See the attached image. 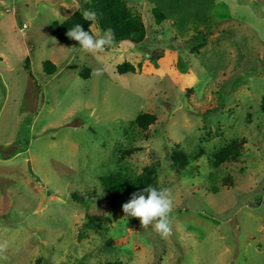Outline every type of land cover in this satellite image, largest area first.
Masks as SVG:
<instances>
[{"label": "rangeland", "instance_id": "374dc122", "mask_svg": "<svg viewBox=\"0 0 264 264\" xmlns=\"http://www.w3.org/2000/svg\"><path fill=\"white\" fill-rule=\"evenodd\" d=\"M129 6L144 43L87 52L53 33L90 0H0V264H264V0ZM124 62L137 72L118 74ZM145 113L158 121L140 133ZM235 139L243 156L214 168ZM175 151L194 159L177 167ZM157 164L173 200L166 237L128 218L127 198L112 207L100 182Z\"/></svg>", "mask_w": 264, "mask_h": 264}, {"label": "trees", "instance_id": "16d2710c", "mask_svg": "<svg viewBox=\"0 0 264 264\" xmlns=\"http://www.w3.org/2000/svg\"><path fill=\"white\" fill-rule=\"evenodd\" d=\"M92 11L97 14L95 21L99 28L104 32L106 29L111 28L114 33V44L121 45L123 43H131L140 45L144 43L147 38V26L145 25L141 15L136 14L129 6V0H90ZM152 15L157 26H161L166 18L164 14L158 9H152ZM81 24L85 30H89L93 35L92 26L94 22L86 21L81 11L75 12L66 21H64L53 33L54 37L67 48L78 47V42L70 39L67 32L74 25ZM43 71L48 76H54L58 73L59 68L51 61L43 64ZM137 68L129 63L124 62L117 67V73L120 75L135 74ZM90 71L86 68L83 70L85 79L89 78ZM261 112L264 115V100L261 105ZM158 121L156 115L140 114L133 122V126L137 128L140 133H146L150 127L155 125ZM245 140L235 139L223 148L214 152L210 158L211 165L214 168H220L223 164L229 161L238 160L245 152ZM139 149L134 148L126 150L123 153L126 155L132 154ZM203 149L197 152L196 156L203 154ZM194 155H189L181 151L172 153V160L177 167L185 168L194 159ZM159 165L146 166L143 172L137 176H130L128 174L119 172L107 175L100 178L101 185L107 195L110 205L114 208L118 203L127 198L128 201L134 192L140 191L147 186L159 188ZM137 226H143L140 219L137 217H128ZM88 227L98 228V223L101 218L96 216H89ZM149 226V225H148ZM111 264H120L118 262Z\"/></svg>", "mask_w": 264, "mask_h": 264}, {"label": "clouds", "instance_id": "9594fccd", "mask_svg": "<svg viewBox=\"0 0 264 264\" xmlns=\"http://www.w3.org/2000/svg\"><path fill=\"white\" fill-rule=\"evenodd\" d=\"M82 16L86 21L95 22L97 20V14L91 10H84ZM67 36L77 41L79 48L87 52L102 51L114 42V33L111 28L106 29L102 35L95 36L89 30H85L81 24H76L69 29ZM122 208L126 216L139 218L143 227L152 225L153 230L162 236L170 235L169 217L173 208V200L167 189L149 185L134 192Z\"/></svg>", "mask_w": 264, "mask_h": 264}, {"label": "crops", "instance_id": "0c3cea01", "mask_svg": "<svg viewBox=\"0 0 264 264\" xmlns=\"http://www.w3.org/2000/svg\"><path fill=\"white\" fill-rule=\"evenodd\" d=\"M76 1H77V3H78V2H81V0H76ZM77 10H80V9L77 8ZM80 11L83 12L82 10H80Z\"/></svg>", "mask_w": 264, "mask_h": 264}]
</instances>
